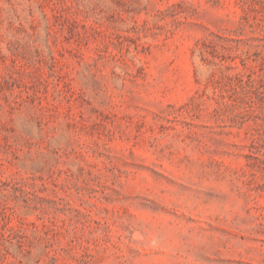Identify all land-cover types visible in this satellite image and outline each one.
Returning a JSON list of instances; mask_svg holds the SVG:
<instances>
[{
  "label": "rangeland",
  "instance_id": "obj_1",
  "mask_svg": "<svg viewBox=\"0 0 264 264\" xmlns=\"http://www.w3.org/2000/svg\"><path fill=\"white\" fill-rule=\"evenodd\" d=\"M0 264H264V0H0Z\"/></svg>",
  "mask_w": 264,
  "mask_h": 264
}]
</instances>
